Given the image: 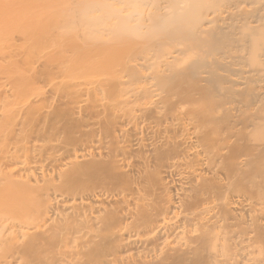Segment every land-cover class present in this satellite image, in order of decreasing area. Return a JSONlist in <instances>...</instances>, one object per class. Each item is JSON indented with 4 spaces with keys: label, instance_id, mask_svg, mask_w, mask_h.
<instances>
[{
    "label": "bare ground",
    "instance_id": "6f19581e",
    "mask_svg": "<svg viewBox=\"0 0 264 264\" xmlns=\"http://www.w3.org/2000/svg\"><path fill=\"white\" fill-rule=\"evenodd\" d=\"M0 264H264V0H0Z\"/></svg>",
    "mask_w": 264,
    "mask_h": 264
}]
</instances>
